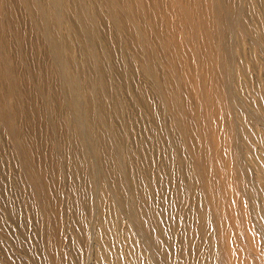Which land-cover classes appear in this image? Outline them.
Listing matches in <instances>:
<instances>
[{
  "label": "rangeland",
  "instance_id": "374dc122",
  "mask_svg": "<svg viewBox=\"0 0 264 264\" xmlns=\"http://www.w3.org/2000/svg\"><path fill=\"white\" fill-rule=\"evenodd\" d=\"M50 1L0 0V264H264V0Z\"/></svg>",
  "mask_w": 264,
  "mask_h": 264
},
{
  "label": "bare ground",
  "instance_id": "6f19581e",
  "mask_svg": "<svg viewBox=\"0 0 264 264\" xmlns=\"http://www.w3.org/2000/svg\"><path fill=\"white\" fill-rule=\"evenodd\" d=\"M53 1H55V0H51L50 1V3L51 2H53ZM136 1V0H135ZM138 2V1H137ZM119 5V7H122L123 8V11H124V13H125V15L127 14L128 15V17H129V15L130 16H132V14L133 13H135L136 15L137 14H140V12H142L141 13V15H143V16H145V12L144 11H139L138 10V7L137 6H135L134 8H131V9H129V6L127 5V3H126V1L125 0H123V1H120V2H118V3H116V2H111V5ZM129 4V3H128ZM139 4V2L137 3V5ZM41 5H43V4H41ZM62 5V4H61ZM187 6V5H186ZM81 7H82V12L84 11V12H86V14L87 15H89V9L88 8H86V7H84V4L83 5H81ZM137 7V8H136ZM206 8V13L208 14H212L213 12H214V9L212 8V6H208V5H206L205 6ZM42 8H44V7H42ZM192 8V7H191ZM78 11V10H77ZM171 12V11H170ZM203 12H204V10H203ZM205 13V14H206ZM192 14V13H191ZM127 15H126V17H127ZM189 16H190V14H188ZM194 15V14H193ZM88 17H90V16H88ZM84 17L82 16V19H83ZM85 19V18H84ZM125 24V23H124ZM131 26V25H130ZM157 26V25H156ZM129 28V27H128ZM131 28V30H133V28H132V26L130 27ZM129 31L130 29H126V31ZM230 39V38H229ZM95 40V37L93 38V39H91V43L92 44H96L97 42V40L96 41H94ZM152 58V57H151ZM194 72V71H193ZM167 96H169V95H167Z\"/></svg>",
  "mask_w": 264,
  "mask_h": 264
}]
</instances>
